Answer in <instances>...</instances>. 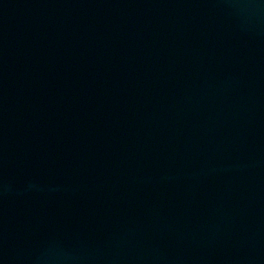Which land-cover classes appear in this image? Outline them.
<instances>
[{
	"label": "water",
	"instance_id": "water-1",
	"mask_svg": "<svg viewBox=\"0 0 264 264\" xmlns=\"http://www.w3.org/2000/svg\"><path fill=\"white\" fill-rule=\"evenodd\" d=\"M0 264H264V0H0Z\"/></svg>",
	"mask_w": 264,
	"mask_h": 264
}]
</instances>
